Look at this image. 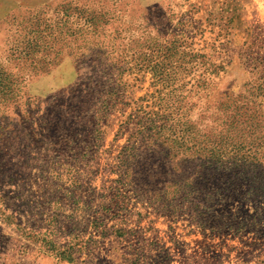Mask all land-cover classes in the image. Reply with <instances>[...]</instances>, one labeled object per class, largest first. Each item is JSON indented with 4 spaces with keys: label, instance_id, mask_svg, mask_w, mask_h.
I'll return each instance as SVG.
<instances>
[{
    "label": "rangeland",
    "instance_id": "1",
    "mask_svg": "<svg viewBox=\"0 0 264 264\" xmlns=\"http://www.w3.org/2000/svg\"><path fill=\"white\" fill-rule=\"evenodd\" d=\"M0 264H264V0H0Z\"/></svg>",
    "mask_w": 264,
    "mask_h": 264
}]
</instances>
